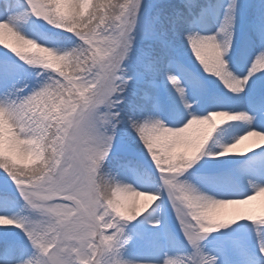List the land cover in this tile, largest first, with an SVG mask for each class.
Instances as JSON below:
<instances>
[{
	"label": "snow or ice",
	"instance_id": "1",
	"mask_svg": "<svg viewBox=\"0 0 264 264\" xmlns=\"http://www.w3.org/2000/svg\"><path fill=\"white\" fill-rule=\"evenodd\" d=\"M259 197L264 0H0V264H264Z\"/></svg>",
	"mask_w": 264,
	"mask_h": 264
},
{
	"label": "rangeland",
	"instance_id": "2",
	"mask_svg": "<svg viewBox=\"0 0 264 264\" xmlns=\"http://www.w3.org/2000/svg\"><path fill=\"white\" fill-rule=\"evenodd\" d=\"M251 143H252V140L249 139L248 141H245L243 144H241V146L239 148L245 147L243 149V151H245L247 149V145H249ZM237 151H240V149H237ZM141 203H142V201H141ZM245 207L247 209H249L254 216L264 215V197L257 198V200L253 201L250 205H247ZM230 211H231V209H218L217 215L220 218L227 219L228 217H227L226 213H228Z\"/></svg>",
	"mask_w": 264,
	"mask_h": 264
},
{
	"label": "bare ground",
	"instance_id": "3",
	"mask_svg": "<svg viewBox=\"0 0 264 264\" xmlns=\"http://www.w3.org/2000/svg\"><path fill=\"white\" fill-rule=\"evenodd\" d=\"M244 148H245V147H241V148H239V149H240V151H243Z\"/></svg>",
	"mask_w": 264,
	"mask_h": 264
}]
</instances>
